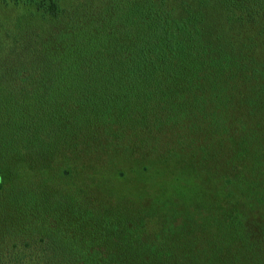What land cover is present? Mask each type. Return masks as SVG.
Masks as SVG:
<instances>
[{"label":"trees","instance_id":"obj_1","mask_svg":"<svg viewBox=\"0 0 264 264\" xmlns=\"http://www.w3.org/2000/svg\"><path fill=\"white\" fill-rule=\"evenodd\" d=\"M14 1L25 5L37 2L36 8L51 16L61 9L58 0H46L48 4L43 7L35 0ZM158 1L144 0V5L135 7L139 9L138 19H147L149 30L136 41L130 34L113 50L103 47L112 56L102 51L93 58L84 54L98 44L91 43L94 38L99 41L105 37L103 30L112 28L109 20L103 25L102 19L107 16L95 23L98 31L90 33L93 39L84 32L86 42L78 50L83 55L78 54L74 77L77 90L70 93L65 107L60 105L63 98L56 99L45 86L39 93L16 94L6 92L0 82V192H4L6 179L10 186L17 182L18 175L12 168L22 159L38 151L46 155L58 144L66 149L70 139H79L87 131L86 147H78L92 157L96 151V147L90 150L92 143L102 140L94 128L98 121H104L102 127L112 121H126L111 138L134 134L129 155L137 147L135 138H140L144 155L139 163L157 167L151 177L148 175L150 178L167 174L166 169L176 164V159L166 158L167 150L183 142L182 133L195 119L205 130L219 122L227 134L242 133L246 140H227L231 149L225 167H203L210 181L203 190L201 185L193 186V195L187 201L178 198L181 189L173 192L171 188L172 192L165 193L160 184L155 188L154 183L153 189L134 188L133 193L127 189L124 192L125 183L111 197L107 184L102 187L92 176L85 180L80 176L83 183L75 189L70 182L66 187L69 193L58 198V209L49 210L53 214L64 210L61 213L68 214L65 223L70 222L71 229L61 228V221L57 228L44 224V220L39 222L42 225L38 223L41 244L34 252L42 264H55L54 259L61 256L64 258L58 261L78 257L76 260L97 264L101 251L114 246L118 252L113 258L123 254L124 245L119 243L122 228L108 222L112 216L108 211L110 199L116 194H134L142 210L139 217L143 225L138 227L137 239L132 237L125 245L132 264H264V186H259L264 175V23L248 19L250 15L241 21L229 14V4L242 13L247 11V0H196L194 6L181 0L188 7L184 9H174L171 4L175 0ZM19 75L24 77L20 78L22 84L28 75ZM123 126H132L133 130ZM160 137L163 141L157 142ZM101 148L100 152L105 151ZM253 155L258 165L252 166ZM109 175L120 176L122 182L129 179L115 170ZM179 181L176 179L175 187L181 185ZM195 182L192 176L190 184ZM143 185H148L144 179ZM48 187L41 195L29 196V207L39 209L48 204ZM66 201L71 208L64 209ZM146 205L169 207L172 221L163 219L157 230L146 228L150 214L146 215ZM147 229L151 239L147 238ZM84 231L96 240H82ZM140 234L145 236L141 238Z\"/></svg>","mask_w":264,"mask_h":264},{"label":"rangeland","instance_id":"obj_2","mask_svg":"<svg viewBox=\"0 0 264 264\" xmlns=\"http://www.w3.org/2000/svg\"><path fill=\"white\" fill-rule=\"evenodd\" d=\"M35 1H39L42 7L48 4L46 0ZM58 1L61 9H58L56 16H51L49 12L43 9L38 10L36 8L37 2L25 5L14 0H0V82L6 92L14 91L16 94L22 91L39 93L40 89L43 88L44 90L47 87V90L50 89L52 93L54 92L56 99L58 97V99L63 98L64 103L60 105L65 107L73 91L77 90L74 87V77L76 65L79 62L78 54L81 57L83 55L78 53V50L83 47L82 43L86 42L84 32L88 31V39H93L90 33L98 31L95 29L97 26L95 23L99 21L100 17L107 16V18L102 19L103 25L109 20L108 23L111 24L112 28L108 31L103 30L105 37H100L99 41L94 38L91 43L98 44H95L93 49L88 48L84 54L87 53L89 57L93 58L102 51L105 56H112L113 53H106L103 47H110L108 49L113 50L118 46V43L124 42L130 34L135 41L138 40L141 33L149 30V23L147 19H138V15H136L139 9L135 7L144 5V0L143 2L142 0ZM188 1L190 4L193 3V6L197 3L196 0ZM153 2L158 4L159 1L153 0ZM172 3L171 6H174V9L188 8L184 7L185 4L181 3V0H175ZM246 3L248 10L244 11L245 13L234 9L229 4V14L241 21L250 15L248 19L264 23V0H247ZM112 18L113 22L110 21ZM90 46L91 44H89ZM19 74L21 76L28 75L22 84L20 78L24 77H20ZM78 115H81L79 111ZM125 122V120L121 123L120 121H112L111 124L109 123L110 126L102 127L104 121H98L94 125L95 131H98L97 133L101 135L102 140L95 144L92 143L90 150L96 147L92 157L86 156L85 151L82 150L81 152L79 149L83 146L86 147L88 143L89 136L86 129L87 135L80 136L79 139H70V144H66V149L60 148L58 144L52 147L46 155L38 151L32 157L22 159L17 166L12 168L13 172L18 175V180L10 186L9 180L6 179V183L3 185L4 192H0V232H4L3 235L0 233V264H42L40 259L37 260L36 252H34L41 244L38 223L44 220V224L57 228V224L61 221V228L63 226L71 229V223H65L68 220V214L61 213L64 210L53 214L49 208L51 210L58 209L56 208L59 206L58 198L65 196L64 192H68L66 187L69 186L70 182L73 181L74 183L72 189H75L76 185H82L80 176L83 180L92 176L97 183L101 182L102 187L107 184L109 194L112 192L119 193V188L123 187L125 183L128 185L124 187V192L127 189L130 193H133L134 188L153 189L154 183L155 188L160 184L165 193L172 192L171 188H174L173 192L175 189L177 191L181 189L178 198L181 201H187L190 195H193V186L201 185V190H203L210 181L207 173L203 172V167L207 165L209 168L217 167L219 170L225 167V158L231 149L227 140L237 141V143H243L246 140L242 137V133L227 134L225 128L219 127V122L205 130L203 124L195 119V123L188 127L189 130L182 133L184 134L182 136L183 142L187 146H184L185 144L183 145L182 142L177 144L180 146L175 145L176 148L167 150L168 156L166 158L176 159V164L170 169H166L172 174L167 172L163 176L155 175L150 178L155 173L152 171H155L157 167L156 164L149 166L146 162L144 164L139 163L144 155L139 144L140 138H135L138 142L137 147L130 155L128 152L135 142L134 134H130L129 137L113 135L111 138L113 133L119 132L120 126L125 125ZM126 127L123 126L122 128ZM127 128L130 131L133 130L132 126ZM2 132L0 130V133ZM90 136L92 137V135ZM109 139L112 141L110 142ZM158 141H163L162 137ZM79 144L82 146L78 147ZM101 146L105 151H108V154L105 151H99L102 149ZM48 154L51 155L49 158L47 157ZM253 157L255 156H252V166L258 165L259 163ZM114 170L122 173L124 178L129 177V179L122 182L119 181L120 176H108ZM146 175H150V177L147 178ZM177 175L181 176L178 177L181 185L175 187ZM190 176L195 177V184H190ZM259 177L261 179V175ZM137 178L138 181H134ZM143 179L148 182V185H143ZM77 182L80 183L76 184ZM261 183L259 186H264ZM47 187L49 188L48 204L39 209L29 207V203L26 202L30 198L29 196L41 195L43 188L46 189ZM80 189L82 188L80 187ZM83 191L86 192L84 189ZM84 192L80 195L83 196ZM95 196L98 199L101 198L97 193ZM113 196L111 194V197ZM115 196L110 199L112 206L109 205L108 211L112 216L109 217L108 222L122 228L120 231L123 235L122 242L119 243L124 245V255H117L116 258H113L118 249L114 250L115 246L106 248L101 251L97 264H132L129 260V250L125 246L129 243L126 241L128 242L132 237L134 240L137 239L138 227L143 225L142 219L139 217L142 210L136 204L137 197L134 194L130 196L116 194ZM70 201L72 200L70 199ZM70 201L65 202L64 209L71 208ZM118 207L122 211L118 212L116 209ZM145 211L146 215L150 212L145 221L146 228L152 227L157 230L163 219L166 221L169 218V221H172L173 216H168V213L172 212L169 207L159 206L156 209V206L147 208L146 205ZM184 219L186 220V216ZM33 230L35 231L33 232ZM145 232L147 238L151 239L148 229ZM144 236L140 234L141 238ZM81 238L82 240H96L86 231L81 234ZM110 243H112L111 246L114 245L113 241ZM62 258L64 257L54 259L55 264H91V262H86L83 259L76 260L78 257L71 261H58Z\"/></svg>","mask_w":264,"mask_h":264}]
</instances>
